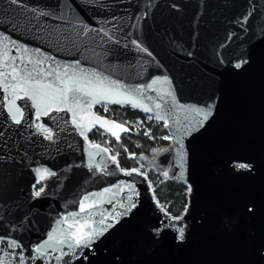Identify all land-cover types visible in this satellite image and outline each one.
<instances>
[{
	"label": "water",
	"instance_id": "water-1",
	"mask_svg": "<svg viewBox=\"0 0 264 264\" xmlns=\"http://www.w3.org/2000/svg\"><path fill=\"white\" fill-rule=\"evenodd\" d=\"M0 33L28 49L13 48L9 56L53 57L55 63L44 60L45 70L80 61V67L128 88L167 77L170 86L155 85L156 91L141 97L151 112L109 106L155 117L153 101L161 103L174 143L152 147L134 160L146 173L191 187L180 221L186 225L185 240L177 242L171 228L157 235L154 229L170 216L157 206L146 176L124 175L116 157L114 163L105 147L86 139L98 130L118 143L132 135L130 127L97 115L95 105L84 116L82 136L70 113L51 111L38 119L26 98L16 101L27 107L18 125L0 89L5 103L0 108V237L22 245L15 251L23 250L25 264H264V0H20L18 5L0 0ZM133 39L151 55L136 49ZM243 60L247 63L236 69ZM167 90L174 92L177 105L213 104L212 115L200 126L193 113L171 107V97L163 104L157 93ZM96 117L109 123L101 126ZM36 121L50 130L52 140L35 128ZM113 121L128 130L112 127ZM187 128L191 131L184 135ZM177 140L186 152L184 169L177 165ZM233 162L251 170L237 171ZM37 168L55 173L40 180V197L32 195ZM132 182L135 192L127 188ZM129 195L136 207L117 216L130 203ZM71 213L93 228L104 227L99 223L104 216L109 217L105 224L114 226L61 261L54 259L60 250L51 248L44 257L27 259L54 229L68 230Z\"/></svg>",
	"mask_w": 264,
	"mask_h": 264
},
{
	"label": "snow or ice",
	"instance_id": "snow-or-ice-1",
	"mask_svg": "<svg viewBox=\"0 0 264 264\" xmlns=\"http://www.w3.org/2000/svg\"><path fill=\"white\" fill-rule=\"evenodd\" d=\"M11 4L18 5L20 0H10ZM35 11V10H34ZM39 15H48V13L39 12ZM250 15V14H249ZM247 20V17L244 18ZM138 25H134L137 27ZM85 30L89 29L85 26ZM107 35V32H105ZM142 53L148 52L147 48L142 47V42H137L133 39L131 41ZM15 48L17 52L27 53L28 49L24 48L21 50L20 46L16 41L10 40L8 36H5L3 33H0V89L4 92L3 101L6 102L9 117L12 122L16 124L21 123L22 118L25 117L27 112V107L24 105L17 106L16 101L18 99L26 98L27 101L31 102V107L36 110V116L39 119L40 115L48 114L51 111L55 112H67L71 114V122L73 126L80 131V134L83 136L84 124L82 123L86 113H91V109L95 105H102L104 111H108L107 105L109 104H118V105H131L133 108H140L145 113L152 111L148 106L143 103L141 97L146 96L147 91H156L155 85L164 84L171 85V81L164 77L163 79L157 77L152 79L151 83L146 85L137 86L128 88L120 84L118 81L110 79L108 76L104 75L101 72L96 70H86L80 67V61H76L73 64H64L62 66L58 65L55 69L45 70L43 68L44 60L51 61L55 63L54 58L50 56H45L44 60H32L26 58L24 55L18 56H9V52ZM39 49H36L35 52L39 53ZM243 63H247L246 60H243L241 63H236L234 67L239 69L242 67ZM28 64H33V68L29 69ZM158 98L163 102L164 105H168L169 101L165 97H171V107H182L185 108L187 112L193 113L197 122L200 126H203L204 121H206L211 115L214 105L208 104L204 107H197L194 105L183 106L177 105L175 94L171 90L167 91H158ZM149 101H152V97H146ZM154 108L157 110L155 112V119L157 121L163 120L164 126L168 127V120L161 115L162 104L155 103L153 101ZM5 103L0 102V108L4 107ZM170 110V109H169ZM151 115L148 116V119H152ZM101 126L108 124L109 121L102 119L101 117H96ZM127 124V122H124ZM139 123V122H137ZM30 126V125H29ZM112 127L119 128L121 131H127V128H124L122 125L112 122ZM38 130H43L47 132V129H43L41 125H37ZM91 130V129H88ZM177 133L181 129L175 130ZM191 131L190 128L184 130V135H187ZM172 132L169 135L163 136L162 139L169 140L172 136ZM3 133L0 132V136ZM117 140L120 139V136L116 133H112ZM145 135L151 134L145 132ZM47 140H52V134L48 133L44 137ZM178 148L176 149L177 155L179 157L177 165L179 168L184 169L186 162V152L184 151V144L182 140H177ZM91 147L98 148L97 145H91ZM160 151H169V149H161ZM155 154V152H154ZM115 163V157L112 158ZM144 157L141 156L140 160H143ZM237 171L240 170H251V165L243 162H233L232 165ZM123 171V170H122ZM135 172L137 175L141 174L139 170L132 169L131 172L124 171V175H131ZM37 175V183L40 180L44 179L45 175H55V173L50 172L47 169H35ZM165 178L169 177L168 171H163ZM181 176L184 175L183 171L180 173ZM134 182L128 183L127 188L130 192H135ZM35 188V185H33ZM107 192L108 189H105ZM188 192H191V187L187 189ZM44 192V188L41 187L39 190L33 192L34 197H40L41 193ZM127 201L130 203L127 206H123L124 210L117 213V216L127 215L131 212L132 209L136 207V201L133 200L132 195L126 197ZM87 200V197H85ZM81 212L86 211L85 203L82 201L80 203ZM164 211V208H161ZM251 211V209H249ZM73 223L68 224V230L64 229H54L53 232L48 234V239L42 244H39L33 249L35 255L27 259H39L46 255V249L51 248L52 251L60 250V255L54 257L56 261H61L64 256L75 255L76 249L80 247H90L94 240L104 234L109 228L113 227L112 223L105 224V221L109 217L104 216L99 223L103 225L102 228H93L91 224H88L86 221L80 222L77 219L76 213L69 214ZM165 215L169 214L165 211ZM65 220L68 217L64 218ZM90 219V217H89ZM183 219V216L180 217H169V222H161V228L154 229L157 235L163 230V228H171L176 232L177 242H183L186 238V225H181L180 221ZM115 220V217H113ZM62 221H58L61 223ZM87 229V230H86ZM59 232V235H56V232ZM0 245L11 249L12 252L8 253L0 248V264H12L13 260H16L18 264H25L26 257L23 254V250L20 253H16L17 248L22 249V245L19 244L14 239H7L0 237ZM64 248H67V251H64ZM9 256L12 259H9ZM86 259V257H85ZM47 264V262H46Z\"/></svg>",
	"mask_w": 264,
	"mask_h": 264
},
{
	"label": "trees",
	"instance_id": "trees-1",
	"mask_svg": "<svg viewBox=\"0 0 264 264\" xmlns=\"http://www.w3.org/2000/svg\"><path fill=\"white\" fill-rule=\"evenodd\" d=\"M110 108L111 112L109 114H101V116H105L122 124H125L124 122L126 121L127 124L125 125L130 127L132 132L133 128L129 123L136 119L144 118V115L139 111L128 107L111 106ZM146 129L151 134V138L149 135H145V129H143L136 134L132 133V135L122 137L118 143L98 130L89 133L87 139L95 144L111 149L110 154L116 157L119 167L123 170L131 171L139 166L134 160V155L149 153L152 147L169 144L162 139L163 136L168 134L164 124L154 121L147 124ZM130 136H133L132 138L137 141L138 147L128 139ZM144 174L148 181L153 183V196L156 202L164 207L169 216H182L188 204V187L175 182H166L153 173L144 172Z\"/></svg>",
	"mask_w": 264,
	"mask_h": 264
},
{
	"label": "rangeland",
	"instance_id": "rangeland-1",
	"mask_svg": "<svg viewBox=\"0 0 264 264\" xmlns=\"http://www.w3.org/2000/svg\"><path fill=\"white\" fill-rule=\"evenodd\" d=\"M107 107H108V111L107 112H105L104 111V108H103V106L102 105H98V106H96L95 107V109H94V112L96 113V114H98V115H100L101 116V114H109L110 112H111V106H109V105H107ZM148 116L149 115H144V118H139V119H136V120H134L133 122H130L129 123V125L133 128V133L134 134H136V133H138L140 130H143V129H145V132L147 131V132H149L147 129H146V126H147V124H149V123H151V122H154V121H157L156 119H155V117L153 116V115H151L153 118L150 120V119H148ZM103 117H105V116H103ZM137 122H139V123H137ZM158 122V121H157ZM37 125H39V123L36 121L35 122V124H34V126H35V128L38 130V128H37ZM43 129H47L46 127H42ZM38 131H40V132H42L43 134H45V135H47L48 133H51L50 132V130L49 129H47V132H45V131H43V130H38ZM167 135H169V134H167ZM166 136V135H165ZM133 136H130L128 139H130L133 143H134V145L136 146V147H138V143H137V141L134 139V138H132ZM86 139H87V137H86ZM88 140V139H87ZM164 140V139H163ZM164 141H166L167 143H169L168 145H171V144H173L174 143V141L172 140V138L170 137V139L169 140H164ZM88 142L89 143H91V144H94V142H91V141H89L88 140ZM107 142V141H106ZM108 143V142H107ZM107 149V148H106ZM108 150V152L110 153V150L111 149H107ZM145 154H148V153H145ZM115 157V156H114ZM137 170H139V172L141 173V174H144V170H143V168L142 167H140V166H138V168H136ZM123 170V169H122ZM123 171H129V170H123ZM129 172H131V171H129ZM146 173V172H145ZM145 175V174H144ZM148 185H149V188H150V190H151V192H152V194H153V189H154V186H153V183H151L150 181H148ZM44 185H43V183L42 182H39V183H37L36 185H35V188H34V191H36V190H39V188H41V187H43ZM156 204H157V206L159 207V209L161 210V208L163 207L162 205H160V204H158L157 202H156ZM164 208V207H163ZM162 211V210H161ZM163 212H165V209H164V211Z\"/></svg>",
	"mask_w": 264,
	"mask_h": 264
},
{
	"label": "built area",
	"instance_id": "built-area-1",
	"mask_svg": "<svg viewBox=\"0 0 264 264\" xmlns=\"http://www.w3.org/2000/svg\"><path fill=\"white\" fill-rule=\"evenodd\" d=\"M98 115V114H97ZM103 133V132H102ZM103 134H105V133H103Z\"/></svg>",
	"mask_w": 264,
	"mask_h": 264
}]
</instances>
